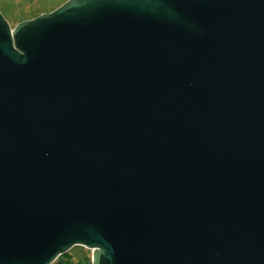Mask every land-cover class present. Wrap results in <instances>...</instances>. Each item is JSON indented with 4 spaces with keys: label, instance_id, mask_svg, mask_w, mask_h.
<instances>
[{
    "label": "water",
    "instance_id": "water-1",
    "mask_svg": "<svg viewBox=\"0 0 264 264\" xmlns=\"http://www.w3.org/2000/svg\"><path fill=\"white\" fill-rule=\"evenodd\" d=\"M264 264V0L0 12V264Z\"/></svg>",
    "mask_w": 264,
    "mask_h": 264
},
{
    "label": "rangeland",
    "instance_id": "rangeland-1",
    "mask_svg": "<svg viewBox=\"0 0 264 264\" xmlns=\"http://www.w3.org/2000/svg\"><path fill=\"white\" fill-rule=\"evenodd\" d=\"M69 0H0V12L12 28L18 24L52 13ZM70 264H77L89 257L92 264V253L83 247L70 251ZM62 260L59 259L58 262Z\"/></svg>",
    "mask_w": 264,
    "mask_h": 264
},
{
    "label": "trees",
    "instance_id": "trees-1",
    "mask_svg": "<svg viewBox=\"0 0 264 264\" xmlns=\"http://www.w3.org/2000/svg\"><path fill=\"white\" fill-rule=\"evenodd\" d=\"M69 258H70V254H67V255L61 257L60 258L62 260L61 263L62 264H70ZM77 264H91L90 258L86 257V258H84L82 261H80Z\"/></svg>",
    "mask_w": 264,
    "mask_h": 264
},
{
    "label": "flooded vegetation",
    "instance_id": "flooded-vegetation-1",
    "mask_svg": "<svg viewBox=\"0 0 264 264\" xmlns=\"http://www.w3.org/2000/svg\"><path fill=\"white\" fill-rule=\"evenodd\" d=\"M61 263V262H60Z\"/></svg>",
    "mask_w": 264,
    "mask_h": 264
}]
</instances>
